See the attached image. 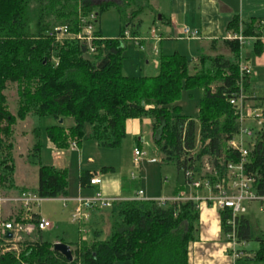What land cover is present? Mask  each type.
<instances>
[{
    "label": "trees",
    "instance_id": "1",
    "mask_svg": "<svg viewBox=\"0 0 264 264\" xmlns=\"http://www.w3.org/2000/svg\"><path fill=\"white\" fill-rule=\"evenodd\" d=\"M150 2L117 0L96 5L94 0H0V192H32L43 200L68 195L67 169L42 164V130L36 123L26 161L38 168V187L16 186L13 127L29 117L36 121H75L69 129L47 128V137L57 150L68 149L71 141L80 146L86 125L91 127L89 139L99 147L118 149L126 138L127 121L148 118L153 142L164 162L176 164L179 170L197 172L205 159L219 168L220 160L226 163L233 158L228 142L238 132L239 121L230 99L242 88L247 97L264 108V87L253 85L249 76H241L243 46L238 40L213 41L196 62L179 53L163 55L158 51L156 75L129 77L123 71V38L126 32L138 38L141 17L152 11ZM110 9L117 10L122 21L115 39L105 37L97 27L99 18ZM91 14L97 17L93 54H89L87 43L77 38ZM258 25L255 19L244 21L236 16L227 31L256 39L254 51L260 55L264 44ZM64 29L66 35L58 39ZM220 42L227 47L228 55L218 54ZM8 85L17 87L16 114L7 104ZM185 89L201 91L197 118L200 149L196 157L191 153L197 146V122L182 115L177 105ZM113 170L103 168L102 172ZM246 172L256 179V193L264 196V124L250 151ZM224 173L221 167V177ZM92 175L89 171L81 173L82 187L89 184ZM109 212L107 240L96 241L104 231L99 223L94 224L97 215H92L94 241L70 245L71 262L54 250V244L34 240L32 235L40 234L34 233L25 235L18 244L20 252L0 255V264H189V247L198 240L200 216L192 201L163 205L153 200L124 201ZM227 217L228 212L223 211V231ZM238 236L240 243L251 241L245 216L240 218ZM257 240L252 260L264 263V239Z\"/></svg>",
    "mask_w": 264,
    "mask_h": 264
},
{
    "label": "rangeland",
    "instance_id": "2",
    "mask_svg": "<svg viewBox=\"0 0 264 264\" xmlns=\"http://www.w3.org/2000/svg\"><path fill=\"white\" fill-rule=\"evenodd\" d=\"M141 20L142 23L138 38L143 40L145 49H141V45L135 43V39L137 38H132L131 35L130 38H128L126 37V34L123 38L126 45L123 52V71L124 74L129 77L154 76L157 74L155 58H157L158 55L155 51L151 50L152 47L148 38L150 37L153 28H155L160 34L162 23L158 22V20L154 21L153 18H149L148 14ZM121 26L122 21L120 14L115 9H110L99 18L97 27L102 30L105 37L115 39L120 34ZM168 41H164V45L166 43L167 46H171L172 44H168L170 43V41ZM165 50L168 49L163 48L164 54L166 52ZM220 51L221 52L218 50V54H229L227 47L224 45H222ZM187 59L193 60V57L188 56ZM5 95L9 110L13 114H16L18 105L16 85H8ZM200 98L201 91L199 89L190 91L185 89L182 92L180 101L177 103V105L181 107L182 115L192 117L197 122V146L196 150L191 153L193 157H196L200 149V126L197 120ZM61 120L64 122L59 125L54 118H42L39 121H36L29 117L23 122H18V124L13 127V139L15 145L13 156L16 166L14 180L19 188L38 187V168L29 165L26 161V154H28L27 152L32 145L33 135L31 131L34 123L39 125L42 130V136L40 139L42 164L50 167H56L55 164H59L57 161L59 153H57V151L55 152L50 146L46 130L53 125L65 128L67 126H72L75 123L72 118H64ZM254 126L255 124H253V127ZM247 127H251V125H247ZM89 134L90 126L86 125L84 138L76 152L71 151V146L75 141L69 142V147L66 151L59 150L60 152L63 151L62 154L64 155V160H60V162L63 163V166L68 171V191L70 198H88L95 196L96 193H101L104 197L110 198L103 193L104 189L113 193L119 192L122 194V197H134L138 194V191L141 190L144 192L145 197L153 201H171L178 199L181 196L188 197L196 193V190L187 181L183 170H179L174 163L164 162V156L160 148L153 142L150 125L144 128V133L139 137L143 139L142 145L140 146L141 150L146 154L140 168H136L134 165V148L137 145V141L132 139V137H127L126 134V138L118 149H105L99 147L97 142L90 140ZM152 158H155L158 163L149 164L146 162L147 159ZM110 167L115 168V173L111 174L109 171L106 173L102 172L103 168ZM82 170L96 171L102 177V184L96 189L89 188L88 190H91V193L89 194H82L80 188L79 176ZM202 170L203 168L201 167L197 169L200 174L203 173ZM107 174L109 175L106 176ZM132 174L137 178L134 181L131 179ZM195 179L198 180L199 176H196ZM246 206V217L249 220L251 227V241L247 243V249L256 250L258 248L257 239H264V204L261 202H252ZM72 209L73 205L64 208L63 203L57 199L43 200L40 203V209L38 212L43 219L50 221L52 226L46 231L41 232L39 235H32L33 239L50 244H55L57 241H64L66 244L72 246L81 241L93 242V229L88 225H85L87 233H84L78 224L73 223L71 220ZM96 215L94 224L99 223L98 226H101L104 231V235L99 239H96V241L103 242L107 240L111 227L110 212L109 210H101V212H98ZM95 226L97 225H94V227ZM23 239H25V237ZM18 251L20 252L19 247ZM5 253L10 252L4 250L3 244L0 246V255ZM243 261L244 260L238 261V264H245L246 260ZM115 264L124 263L117 262Z\"/></svg>",
    "mask_w": 264,
    "mask_h": 264
},
{
    "label": "built area",
    "instance_id": "3",
    "mask_svg": "<svg viewBox=\"0 0 264 264\" xmlns=\"http://www.w3.org/2000/svg\"><path fill=\"white\" fill-rule=\"evenodd\" d=\"M97 17L95 14L89 16V20L84 22V29L77 36L78 39L87 43L89 54L95 53L96 48L93 45L95 40L94 29ZM58 35V39L64 37L67 30ZM184 35L187 38H194L197 32L190 29H184ZM126 37L130 38L128 32L125 33ZM157 42L161 37L154 36ZM227 40H238L243 45L248 39L244 38L241 34H232L227 37ZM138 40L135 39V43ZM143 49V47H141ZM158 53L157 48L154 49ZM241 76H250L251 71L247 66L240 64ZM242 83L239 84L241 87ZM230 105L235 110L239 121V130L236 135L228 142V147L233 153V158L226 163L220 160V167L217 168L208 159L204 160L203 173L198 171L185 172L187 181L196 190L195 195L181 196L178 199L171 200V202H187L192 201L197 209L201 211L203 207H212L219 211L220 217L223 211L228 212L225 227L222 230L223 238L229 246L228 254L232 259L233 264L246 257L245 252L242 250L245 242L238 241L239 223L240 218L247 213V204L252 202H261L264 204V196H260L254 189L255 177L246 172V167L249 164V154L253 149L257 133L261 132L264 124V108L258 104L254 98L247 97L240 88L239 93L230 99ZM253 124L255 126L253 127ZM251 125V127H247ZM78 150L77 143H73L71 151ZM134 165L140 168L146 154L139 148L134 150ZM147 163L155 164L158 161L155 158L147 159ZM225 170L224 175L221 177L220 168ZM199 176L196 180L195 177ZM133 181L136 176L132 174ZM102 184V177L97 173L93 174L90 181V187H99ZM143 191H138V194L131 199H117L106 198L101 193H96L93 197L88 198H66L61 197L60 200L67 208L70 203L74 205L71 213V220L73 223L78 224L84 233H87L85 225H88L92 213L101 210H110L112 207L124 201H148L142 199ZM43 201L40 197L32 192H22L15 194L5 195L0 192V246L4 244V250L7 252H19L18 244L23 241L25 235H32L34 233H41L49 229L52 224L50 221L43 219L38 213L40 203ZM160 204H165L168 201H158ZM39 218L36 220L34 216ZM11 234L12 238L9 239L8 235Z\"/></svg>",
    "mask_w": 264,
    "mask_h": 264
},
{
    "label": "crops",
    "instance_id": "4",
    "mask_svg": "<svg viewBox=\"0 0 264 264\" xmlns=\"http://www.w3.org/2000/svg\"><path fill=\"white\" fill-rule=\"evenodd\" d=\"M110 1L116 2L117 0H94V3L96 5H100L102 3ZM150 6L152 11L146 13L145 15L148 14L149 18H153L154 21L158 20V22H161L162 27L160 30V34L155 28H153L148 41L152 47V51L157 48V51H159V53L163 55H172L175 53H179L186 58L188 56H192V61L196 62L199 55L209 51V48L213 41H224L227 40V37L229 35L234 34L232 32H228L227 27L230 21L236 16L244 21H248L250 19L257 20L259 29L262 32V37L260 38V40L264 44V0H151ZM145 15H143L142 18ZM161 17H163V20ZM184 29H190L191 31L197 32V36L191 39L187 38L183 33ZM154 36L161 37V40L157 42L156 40H154ZM137 40L138 42L136 44H140L144 50L145 47L143 44V40H141L140 38H137ZM166 40L170 41V43L168 44H172V47L170 45H168V47L166 43L164 45V41ZM255 41L256 39L250 38L242 45L243 48L241 53V63L250 69L251 75L249 76V78L251 83L258 87H264V52L260 55L255 54ZM221 47L222 43L220 42L217 46V50H219V52H221ZM163 48L168 49L165 50V54L163 53ZM56 122L61 125L60 120H57ZM74 125L67 126L65 128L69 129ZM149 125L151 126V120L147 118L127 121V137H132V139L137 141V145L134 150L136 148L141 149L140 146L142 145L143 139L139 137L144 133V128ZM50 146L54 149L55 152L57 151V153H59L57 157V161L59 162V164H55L56 168L65 169L63 163L60 162V160H64V155L62 154L64 150L60 152L51 144V142ZM110 168L114 169L113 171H110V173H115V168ZM82 172H84V170L80 172V176ZM89 172L91 174H97L96 171L90 170ZM108 175L109 174H107L106 176ZM16 186L19 187L17 184ZM21 188L36 189V187ZM80 188L82 190V194H89L91 193V190H88L89 188L96 189L98 187H90L89 184H87L85 187H82L80 184ZM103 191V193H105L107 197L117 199H131L137 195L136 194L134 197H122V194L119 192L113 193L105 189ZM12 193L17 194V192ZM66 198H70L69 191ZM142 199L149 200L147 197H145V194L142 196ZM57 200H60V198H58ZM69 205L73 204L70 203ZM98 212L99 211H95L92 213V215H95ZM245 218L247 219L246 215ZM88 226L91 227L92 223L89 222ZM197 227L198 240L192 243L189 247V264H233L232 259L228 254L229 246L223 238L221 217L219 211L212 207H203V209L200 211ZM91 228L93 229V227ZM56 243L61 242L57 241ZM63 243L65 242L63 241ZM247 243L242 246V250L250 259L248 261H245L244 258L241 260H244L246 262L245 264H264L257 263L252 260L257 249L248 250Z\"/></svg>",
    "mask_w": 264,
    "mask_h": 264
},
{
    "label": "water",
    "instance_id": "5",
    "mask_svg": "<svg viewBox=\"0 0 264 264\" xmlns=\"http://www.w3.org/2000/svg\"><path fill=\"white\" fill-rule=\"evenodd\" d=\"M62 123H63V120H60V124ZM8 238L11 239L12 235L9 234ZM54 250L62 254L68 261L71 262L73 260V253H72V248L70 245L65 244V243H55Z\"/></svg>",
    "mask_w": 264,
    "mask_h": 264
}]
</instances>
